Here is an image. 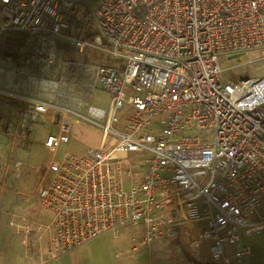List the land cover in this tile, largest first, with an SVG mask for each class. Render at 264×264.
<instances>
[{
    "label": "built area",
    "instance_id": "built-area-1",
    "mask_svg": "<svg viewBox=\"0 0 264 264\" xmlns=\"http://www.w3.org/2000/svg\"><path fill=\"white\" fill-rule=\"evenodd\" d=\"M244 52L264 61V0H0V132L29 152L10 172L33 187L0 191L32 256L62 264L103 236L152 255L204 223L194 241L214 264H248L243 242L264 232V76L222 69ZM71 116L102 130L97 150H67ZM44 120L57 130L37 149Z\"/></svg>",
    "mask_w": 264,
    "mask_h": 264
},
{
    "label": "rangeland",
    "instance_id": "rangeland-1",
    "mask_svg": "<svg viewBox=\"0 0 264 264\" xmlns=\"http://www.w3.org/2000/svg\"><path fill=\"white\" fill-rule=\"evenodd\" d=\"M232 56H236V58L231 60L230 57ZM253 59L254 56L248 52L226 55L222 61L223 76L225 80L231 83H238L241 79L248 77L249 71H255L258 76H264V61H258L254 63V65H250V61ZM112 64L118 63L112 62ZM70 123L72 126V138L70 143L66 145V148L70 153L78 156H84L90 151L97 150L99 148L103 139V133L98 126L91 124L87 120L78 116H71ZM56 130L57 126L51 125L48 121H38L36 125L37 149H41L42 142L47 134L55 133ZM28 154V151L26 152L22 149L18 152L15 151L8 140L0 132V164L3 169L2 171L0 169V183H2V176L7 175L8 184H6V186L17 187L14 182L15 179L17 181V189L19 191L26 194H30L32 192V184L30 186L27 181L30 177H25V175L22 174L24 167L21 164H18L21 170L14 176V178L12 176L13 174L10 172L13 162L16 160L20 162L26 161ZM15 205L13 195L10 193L5 194L0 192L1 228L10 225L8 223V216L6 213L14 211ZM28 205L27 215L29 218L38 219L43 222H47L51 218L50 211L43 208L36 199L28 200ZM262 212H264V206ZM180 226L181 231H191L194 229L192 224H181ZM204 228L206 227L202 224L196 229L203 230ZM115 253L120 254V257L115 258ZM122 253H125L124 256L121 255ZM139 255H141V253L133 251V244L128 237H122L119 241H116L111 239L110 236H103L86 244L78 252H74V254H67L62 259V264H66L67 257H71L75 264H128V259L137 264L135 258H138ZM144 259H146V257L139 260V262L141 263ZM48 264L54 263L50 262Z\"/></svg>",
    "mask_w": 264,
    "mask_h": 264
},
{
    "label": "crops",
    "instance_id": "crops-1",
    "mask_svg": "<svg viewBox=\"0 0 264 264\" xmlns=\"http://www.w3.org/2000/svg\"><path fill=\"white\" fill-rule=\"evenodd\" d=\"M4 176H6L5 180L1 182L5 181L8 184L7 175ZM262 213L264 214V212ZM202 224L205 225L204 223L192 224L194 229L191 231H181V226H179L180 234L176 243H158L153 247L152 255L145 251H137V253H141L138 258H135L137 264H214L209 251V244L193 240L195 235L202 230L196 228ZM243 244L250 246L252 250L248 264H264V232L245 240ZM124 254L121 255L124 256ZM114 257L119 258L120 254L115 253ZM145 257L146 259L140 263L139 260ZM66 261V264H75L71 257H67ZM127 263L136 264L129 259ZM0 264H41V262L32 256V252L23 244L21 236L8 225L4 228L0 227Z\"/></svg>",
    "mask_w": 264,
    "mask_h": 264
},
{
    "label": "water",
    "instance_id": "water-1",
    "mask_svg": "<svg viewBox=\"0 0 264 264\" xmlns=\"http://www.w3.org/2000/svg\"><path fill=\"white\" fill-rule=\"evenodd\" d=\"M234 58H236V56H232V57H230L231 60L234 59Z\"/></svg>",
    "mask_w": 264,
    "mask_h": 264
},
{
    "label": "trees",
    "instance_id": "trees-1",
    "mask_svg": "<svg viewBox=\"0 0 264 264\" xmlns=\"http://www.w3.org/2000/svg\"><path fill=\"white\" fill-rule=\"evenodd\" d=\"M0 169H1V171L3 170L2 167H1V164H0Z\"/></svg>",
    "mask_w": 264,
    "mask_h": 264
}]
</instances>
